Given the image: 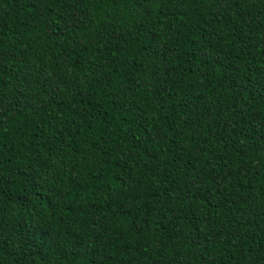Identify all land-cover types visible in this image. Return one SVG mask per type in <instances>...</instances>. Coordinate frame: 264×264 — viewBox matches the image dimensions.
Here are the masks:
<instances>
[{
  "label": "trees",
  "instance_id": "1",
  "mask_svg": "<svg viewBox=\"0 0 264 264\" xmlns=\"http://www.w3.org/2000/svg\"><path fill=\"white\" fill-rule=\"evenodd\" d=\"M0 264H264V0H0Z\"/></svg>",
  "mask_w": 264,
  "mask_h": 264
}]
</instances>
